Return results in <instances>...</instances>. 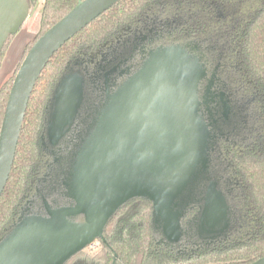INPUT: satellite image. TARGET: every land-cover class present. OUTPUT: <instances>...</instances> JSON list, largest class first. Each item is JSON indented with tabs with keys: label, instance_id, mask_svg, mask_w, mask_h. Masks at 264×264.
Returning <instances> with one entry per match:
<instances>
[{
	"label": "trees",
	"instance_id": "trees-1",
	"mask_svg": "<svg viewBox=\"0 0 264 264\" xmlns=\"http://www.w3.org/2000/svg\"><path fill=\"white\" fill-rule=\"evenodd\" d=\"M27 1L29 6L40 3ZM77 1L41 0L35 40ZM141 39L143 43L148 39L155 51L169 45L184 47L200 62L204 71L197 86L201 105L207 100L201 95L203 88L205 94L214 90L227 100V119L216 120L214 115L211 128L202 117L210 138L207 167L199 178L201 188L214 180L225 195L226 232L203 242L195 235V224H186L190 241H183L181 247L166 244L160 240L163 231L154 220L152 201L136 197L109 218L97 250H79L64 264H111L113 259L114 264L256 261L264 256V0H118L62 44L29 95L11 172L0 195V241L18 223L28 202L38 198V188L50 186L61 170L45 137L58 83L69 72L81 73L86 85L79 117L92 115L105 100L98 101L93 79L99 70L88 58L108 51L104 61L112 60L107 69L126 57L137 60L139 53L131 47ZM108 45L111 48H105ZM12 80L0 89V123Z\"/></svg>",
	"mask_w": 264,
	"mask_h": 264
},
{
	"label": "water",
	"instance_id": "water-1",
	"mask_svg": "<svg viewBox=\"0 0 264 264\" xmlns=\"http://www.w3.org/2000/svg\"><path fill=\"white\" fill-rule=\"evenodd\" d=\"M116 1L78 0L34 41L19 64L0 123V195L11 172L29 95L45 64L73 34ZM29 9L27 0H0V51L24 23ZM151 55L96 109L69 153V194L77 198L74 205L82 203L84 209L53 208L47 203L43 213L22 214L0 241V264H64L101 238L109 218L136 197L152 201L154 220L163 234L178 230L181 214L172 204L188 187L195 188L207 167L210 135L197 91L203 76L196 83V96L195 91L190 96L168 66L161 71L150 67L157 61ZM82 81L75 73L67 74L53 93L46 124L53 143L68 131L78 111ZM214 191L210 184L205 193L198 223L203 236L212 232L217 214L212 209ZM216 194L224 223L226 202ZM80 215L87 218L85 223L75 221ZM249 264H264V256Z\"/></svg>",
	"mask_w": 264,
	"mask_h": 264
},
{
	"label": "flooded vegetation",
	"instance_id": "flooded-vegetation-1",
	"mask_svg": "<svg viewBox=\"0 0 264 264\" xmlns=\"http://www.w3.org/2000/svg\"><path fill=\"white\" fill-rule=\"evenodd\" d=\"M129 32V29H128ZM130 42V40H128ZM144 40L141 39L140 41H137L134 45H132L131 49L133 52L138 51V56H137V60H135V58H124L123 60H119L117 61L116 65H113L111 68H106L107 63L112 60V59H108L107 61H104L105 58L108 55V51L102 50L101 53L96 52L95 54L91 55V58H88V60L93 63V65L97 66L98 70L95 74H94V79H93V83L95 88L98 90L97 93V98L98 101L101 102V104L103 103L104 100L107 99V97L109 95H111L115 89H118V86L121 85L123 82H125L129 76L132 75V73H134L135 71H137L143 64L142 62H145L147 58L150 57V55L155 52V48L152 45V43H148L149 40L147 39L146 43H143ZM131 43V42H130ZM105 48H111V45H108ZM184 48V47H183ZM104 49V47H103ZM187 52V51H186ZM100 54V59L98 58V55ZM141 60V61H140ZM140 61V62H139ZM139 64V65H138ZM77 74L78 77H81L82 81V87L84 89L85 85H86V80L85 78L82 76L81 73L77 72V71H73V72H69L68 74ZM206 87V86H205ZM205 88L202 89L201 95L205 94ZM211 90V89H210ZM82 101L79 105V107L77 108L78 111L76 112V114L74 115V118L72 120V122L69 124L70 127L68 129V131H66L61 137L60 139H58L57 142L51 143L48 140L47 137V127H46V140H47V144H48V149L50 150L51 154L54 155V159L53 162L58 166V168H62V166H65L67 163V159L68 156L70 155L69 153L75 149V146L77 143L80 142L79 137H81L82 132L84 131V124L86 120L89 121V119L91 118V114H85L83 116L79 117V111L80 109L83 110V106H84V102H85V94L83 93L82 90ZM203 95V97H204ZM208 98L207 100L204 102V104H202L201 109L203 112V118L204 120H206L205 122L208 123V125L210 124L211 128H212V120L211 117H214V115H216V117H214L216 120H218L219 118L223 117L224 119H227V116L230 112V108L229 105H227V100L225 99V97L223 95L217 94L214 92V90L212 91H208L207 92ZM199 96V95H198ZM106 97V99H104ZM200 99H202V97L199 96ZM83 103V104H82ZM105 103V101H104ZM50 108V107H49ZM92 107H87L88 111L89 109ZM95 109H93L94 111ZM87 112V111H84ZM50 113V111H49ZM49 117V114H48ZM48 120V118H47ZM47 124V122H46ZM218 129V128H217ZM213 130V129H212ZM214 131V130H213ZM215 133V131H214ZM216 135V133H215ZM217 136V135H216ZM61 171V170H60ZM59 171V173H60ZM58 176V175H57ZM57 176L55 178H57ZM45 182V181H44ZM212 184V186L214 187L215 191H214V202L213 204L215 205L213 209V211H217V214H214L212 221H213V230L211 233H206L207 235L204 234V236L202 234L199 233L198 230V223L203 211V205H204V198L206 196V191L209 188V185ZM196 185V184H195ZM43 189V187H40V189L38 188L37 190V196L38 198L32 201H29L28 204L26 205V207L22 210V212L26 211L25 214L27 215H33L34 211L36 213V209L39 208V206L42 204V207L44 209V201L48 202V200L43 199V195L41 194L43 191H41ZM221 194L224 197V200L226 202V219L223 223V215L221 216L219 214V212L221 213V211H219L218 209V205H221V200L218 198V195L216 193ZM211 194V192H210ZM45 202V203H46ZM216 203V204H215ZM173 210L175 211H180V216L178 218V225L179 228L177 231L171 233V234H163V237L160 238V240L164 243H169L171 245H173L174 247H181L183 244V241L186 243L188 240V234L187 229H186V224H192L194 226L195 224V235L197 236L198 239H200V241H211L214 239H217L219 237H221L225 232H226V227H227V218H228V208H227V200L224 194H222V192L217 188V183L214 180H209L208 184H206V186L204 188H201L200 186H195V188H190L188 187L186 189V191L180 195L179 198H177L174 202H173ZM222 228H224L222 230ZM207 232V231H206ZM171 238V239H170ZM102 239L101 238H96L95 240H99ZM94 241V240H93ZM94 244V243H93ZM88 245V246H92ZM86 248V247H85ZM83 248V249H85Z\"/></svg>",
	"mask_w": 264,
	"mask_h": 264
},
{
	"label": "rangeland",
	"instance_id": "rangeland-1",
	"mask_svg": "<svg viewBox=\"0 0 264 264\" xmlns=\"http://www.w3.org/2000/svg\"><path fill=\"white\" fill-rule=\"evenodd\" d=\"M40 3L36 6H30L27 17L23 21L24 23L21 25V27L16 33L12 34V36L7 41L6 45L1 51L0 89L3 86L7 85V83H9V81L14 77V74L16 73L19 64L21 63L24 55L26 54L28 47L34 42L36 36L38 35V32L40 30ZM153 53V55L151 56H154L157 61L152 62L150 67L161 71L163 65L168 66L170 68L169 70H171L175 74L177 73L180 76L184 89L191 96L193 91H195L196 89V83L198 79L202 77L203 74V67L201 66V64L194 57H190L184 48L179 47L177 45H169ZM149 59H151V57ZM166 61H168V63H166ZM207 92L208 91H206V95L204 96V98L206 99L208 98ZM198 100L200 112L203 117V112L201 109V99L198 98ZM95 111L96 110H94V113ZM87 122L89 121L86 120L85 123H83L85 127L88 126L86 124ZM80 138L81 137H79V139ZM48 140L53 143L51 139ZM68 159L66 165L62 166L57 178L53 181V183H51L50 186H47V188L43 187V189L41 190L43 192L41 194L43 195V199L49 201L50 204L48 205L53 208L73 205L75 209H77L78 207L84 209L82 203L78 204V206L76 207L74 204L77 202V198H75L73 194H69V185L67 184V182L69 181ZM196 185L200 186L199 180L197 181ZM45 202L46 201H44V209L48 203ZM25 213L26 211H23V214L27 215ZM36 213H43L42 204L39 206L38 209H36ZM78 217L75 221L81 223H85L87 221V218H84L83 215H81L79 218ZM156 224L160 226L158 222H156ZM93 243L94 244L92 246H87L84 249L85 253H93L94 250H97L99 248L100 243L97 240H94Z\"/></svg>",
	"mask_w": 264,
	"mask_h": 264
}]
</instances>
